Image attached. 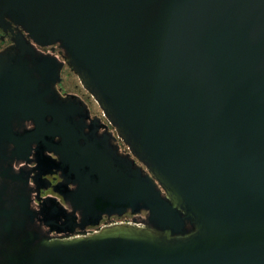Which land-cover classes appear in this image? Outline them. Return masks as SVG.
<instances>
[{
    "label": "water",
    "instance_id": "obj_1",
    "mask_svg": "<svg viewBox=\"0 0 264 264\" xmlns=\"http://www.w3.org/2000/svg\"><path fill=\"white\" fill-rule=\"evenodd\" d=\"M4 16L61 42L149 172L113 152L89 167L71 155L84 217L129 207L156 226L24 239L0 264H264V0H0ZM23 55L0 52V146L33 119L31 135L60 134L68 160Z\"/></svg>",
    "mask_w": 264,
    "mask_h": 264
},
{
    "label": "flooded vegetation",
    "instance_id": "obj_2",
    "mask_svg": "<svg viewBox=\"0 0 264 264\" xmlns=\"http://www.w3.org/2000/svg\"><path fill=\"white\" fill-rule=\"evenodd\" d=\"M17 41H23L22 49ZM23 49L31 76L38 89L46 93L43 100L51 112L46 121L51 122L55 115L59 126L71 137V145L63 148L67 160L56 147L62 140L60 134L33 137V119L15 120V135L20 139L0 146V254L12 253L13 242L22 248L24 239H33L36 244L131 221L156 226L148 221L147 211L133 213L129 207L121 214L97 211L96 217H84L73 196L80 182L69 163L71 155L80 156L82 165L89 167L101 155L110 160L113 152L139 167L143 174L149 172L118 137L115 127L70 67L61 42L34 40L19 23L4 16L0 21V52L16 55Z\"/></svg>",
    "mask_w": 264,
    "mask_h": 264
},
{
    "label": "built area",
    "instance_id": "obj_3",
    "mask_svg": "<svg viewBox=\"0 0 264 264\" xmlns=\"http://www.w3.org/2000/svg\"><path fill=\"white\" fill-rule=\"evenodd\" d=\"M102 114L105 116V114L102 112ZM118 135V134H117ZM119 137V136H118ZM129 223H132V224H135V225H144L143 223L141 222H134V221H131Z\"/></svg>",
    "mask_w": 264,
    "mask_h": 264
}]
</instances>
